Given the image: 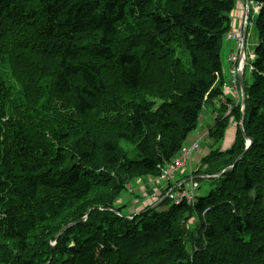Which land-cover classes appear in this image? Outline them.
Returning <instances> with one entry per match:
<instances>
[{
	"label": "trees",
	"instance_id": "16d2710c",
	"mask_svg": "<svg viewBox=\"0 0 264 264\" xmlns=\"http://www.w3.org/2000/svg\"><path fill=\"white\" fill-rule=\"evenodd\" d=\"M253 1L252 143L193 206L130 220L114 203L124 183L157 175L221 92L236 0H0V264H264V0ZM223 114L208 147L221 146ZM244 139L211 149L206 174Z\"/></svg>",
	"mask_w": 264,
	"mask_h": 264
},
{
	"label": "rangeland",
	"instance_id": "374dc122",
	"mask_svg": "<svg viewBox=\"0 0 264 264\" xmlns=\"http://www.w3.org/2000/svg\"><path fill=\"white\" fill-rule=\"evenodd\" d=\"M244 1L245 0H236L235 9L231 13V27L224 36L222 43L223 45H221L222 47L220 55L225 70L233 61L239 60V57L241 56L240 60L244 64H247L246 76L242 79V83L244 82V79L250 81V77L253 75L254 68L252 66V62L255 57L250 52H252L254 47L257 45L256 43L258 42V33L254 27V22L252 20V23L249 24V32L247 36V50L241 49L240 52V48L236 44V39L235 44L231 39H229V36L232 33L234 34V36L239 35V33L241 35L240 30H242V22L244 19L245 10ZM251 5H253L254 11H257L259 9V6L254 1L253 3H251ZM235 20L238 21L236 27L235 24H233ZM226 75H228V72L225 73V76ZM225 80L227 81V87L229 91L234 95L236 99L239 95L238 86L241 84L240 81L238 83H234L229 76H226ZM240 123L242 124L244 130L243 120L239 119L238 117H229L228 125L224 130L223 139L230 140L231 138L232 141H230V143L233 144V142H236V135L239 134V136L242 137V133L239 127ZM155 124H157L156 120L152 122V125L148 127L146 131H144L143 133H139V135H136V137L147 139L145 137L149 133V131L147 130L155 126ZM161 131L162 129L155 133L153 138L147 142L148 147L156 145L159 139V132ZM244 132L246 134V130H244ZM134 141H137V139H134ZM210 141H212L210 137L208 139V137L206 138V136L203 134L198 135L195 139L190 142L189 149L188 147H186L183 152L179 151L177 153L178 158L182 157L181 160L187 161L189 162V164H185L183 161L179 162L177 166L175 164L168 163L159 168L158 175L147 174L144 176L142 175L140 177H135L136 182H131V180L126 181L124 183V191L120 194V197L123 198L125 195H127L131 197L133 201H135V204L138 207H148L149 205L157 201L158 197H160L162 194H164V197L169 200L170 194L178 193L181 196L187 197L191 201L195 198V195L198 192L200 194H206L211 188L210 182L212 180V175L206 174L208 173L209 168H207L208 165L204 162L203 159L208 156L211 149L213 152L214 148H220V150L225 151L227 147H230V145L225 144V141L220 142L221 146L208 147L206 143ZM134 143L135 142H132L133 146ZM246 143L247 139H244V145ZM193 174H196L194 180L190 178ZM183 179H189L191 182L187 181L186 184H183ZM164 197H161L160 200H162ZM125 201L128 205H130L129 199H125ZM123 212H126L125 208H123ZM199 217L200 216L194 213L193 216L185 224L188 226H194L201 219V217ZM254 231L256 230L254 229Z\"/></svg>",
	"mask_w": 264,
	"mask_h": 264
},
{
	"label": "crops",
	"instance_id": "0c3cea01",
	"mask_svg": "<svg viewBox=\"0 0 264 264\" xmlns=\"http://www.w3.org/2000/svg\"><path fill=\"white\" fill-rule=\"evenodd\" d=\"M228 69V67H227ZM226 73V70H225ZM214 114L215 111L213 109H206L203 111V118H202V126L203 127H208L211 126L214 122ZM225 144L227 145H231L230 141H232V139L230 138V140L225 139Z\"/></svg>",
	"mask_w": 264,
	"mask_h": 264
},
{
	"label": "water",
	"instance_id": "95a60500",
	"mask_svg": "<svg viewBox=\"0 0 264 264\" xmlns=\"http://www.w3.org/2000/svg\"><path fill=\"white\" fill-rule=\"evenodd\" d=\"M248 8H249V0H246V15H245V21H244V27H243V36H244V38L246 36V28H247V20H248ZM238 74H239L238 77H239V80H240V83H241V86H242V79H243V77H242V67L239 68V73ZM244 101H245L244 89L242 87V104H243V106H244ZM248 139H249V144H250L252 140L249 137H248ZM245 151H246V149H245ZM228 169L229 168H226L223 172H226Z\"/></svg>",
	"mask_w": 264,
	"mask_h": 264
},
{
	"label": "bare ground",
	"instance_id": "6f19581e",
	"mask_svg": "<svg viewBox=\"0 0 264 264\" xmlns=\"http://www.w3.org/2000/svg\"><path fill=\"white\" fill-rule=\"evenodd\" d=\"M229 33H232V32H229Z\"/></svg>",
	"mask_w": 264,
	"mask_h": 264
}]
</instances>
